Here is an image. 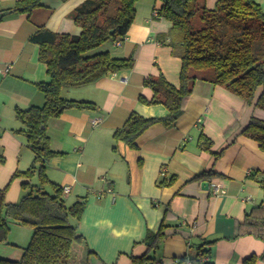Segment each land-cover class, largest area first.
<instances>
[{"label":"crops","instance_id":"obj_1","mask_svg":"<svg viewBox=\"0 0 264 264\" xmlns=\"http://www.w3.org/2000/svg\"><path fill=\"white\" fill-rule=\"evenodd\" d=\"M16 1L0 0V12L13 8ZM84 1L41 0L30 14L12 11L0 18V157L4 158L0 189H6L8 203L20 200L26 179L14 176L29 169L35 157L26 136L18 131L25 125L16 110L43 106L45 95L37 84L49 78L40 47L30 36L39 26L80 35L82 27L71 13ZM217 1L206 0V4L215 8ZM257 1L264 9V0ZM160 6V0H139L126 37L105 49L117 57L134 53L133 68L63 88L65 98L91 101L96 109H69L49 121L51 146L64 154L50 159L47 175L60 187L71 186L64 198L72 204L87 201L76 221L86 243L84 264L87 250L95 252L91 258L97 264H134V258L138 264H174L189 252L187 234L195 242L215 240L214 264H245L247 258L264 254L263 239L236 236L239 222L264 203V151L256 140L242 134L252 117L264 120V109L256 106L263 86L249 104L225 86L199 79L175 125H152L138 138L137 149L113 137L132 112L144 117L169 113L163 104L140 101L141 95L153 96L144 85L146 77L162 72L173 84H180L181 59L170 46L173 23L158 14ZM95 119L99 122L94 124ZM202 134L213 141L219 157L200 148ZM205 170L222 175L194 179ZM164 176H176V181L161 187ZM204 182L210 183L209 188ZM213 183L225 192L214 194ZM166 208L170 209L166 223L179 232L148 252L147 233L158 231ZM145 255L149 259L143 262Z\"/></svg>","mask_w":264,"mask_h":264},{"label":"trees","instance_id":"obj_2","mask_svg":"<svg viewBox=\"0 0 264 264\" xmlns=\"http://www.w3.org/2000/svg\"><path fill=\"white\" fill-rule=\"evenodd\" d=\"M139 0H85L71 17L82 27L80 35L59 33L39 26L30 41L39 45L40 60L47 65L48 80L37 84L45 95L43 106L17 109L16 116L25 128L23 133L35 157L31 167L18 171L14 178L24 177L19 201L8 203L6 189H0V243H8L11 233L9 219L33 229L26 245L12 243L21 249L20 259L0 256V264H82L85 256V238L77 231L79 220L86 207V199L68 206L63 188L51 181L47 165L52 157L63 155L51 146L48 123L69 109H96L91 101L74 100L62 95L64 87L81 86L97 81L110 73L133 68L135 54L117 57L100 47L108 41L123 40L136 16ZM158 14L172 21L170 46L172 53L181 59L180 84L175 85L161 72L159 76L146 77L144 85L153 90L152 98L140 96L148 104H163L169 113L163 117H144L132 112L113 137L137 149L138 138L156 123L175 125L183 115L188 97L196 82L210 81L225 86L252 103L257 89L264 88V9L257 0H218L209 8L206 0H160ZM41 5V0H17L13 11L30 14ZM113 31V32H112ZM264 109V90L256 102ZM242 134L256 140L264 151V120L252 117ZM202 150L215 154L213 141L202 134ZM4 158L0 157V163ZM222 174L205 170L195 180H210ZM38 176V183L33 178ZM176 176H164L159 186H170ZM50 187L52 191L47 190ZM264 187V180H263ZM170 209L166 208L164 220L158 231H149L145 243L148 252L155 250L170 235L179 232L166 223ZM238 233L252 234L264 240V203L252 208L238 224ZM189 252L181 258L191 264H214L215 240L195 242L187 234ZM87 250L86 264H97ZM148 256L141 261L148 260ZM264 260V254L253 255L245 264ZM140 262V261H139ZM134 258V264L139 263Z\"/></svg>","mask_w":264,"mask_h":264},{"label":"rangeland","instance_id":"obj_3","mask_svg":"<svg viewBox=\"0 0 264 264\" xmlns=\"http://www.w3.org/2000/svg\"><path fill=\"white\" fill-rule=\"evenodd\" d=\"M113 41H108L104 43L100 49H110L112 48ZM113 48V52L115 51ZM38 183V176H35L33 178V184ZM47 190L52 191L50 187L47 188ZM67 205H71L72 201L70 199H65ZM9 223L11 226V233L8 237V243H0V256L5 258H11V259H20L22 255V251L20 248L13 246L12 243L18 244V245H26L29 242V239L32 236L33 229L29 226L21 225L17 223L16 221L9 219ZM85 260V259H84ZM84 260L82 264H84Z\"/></svg>","mask_w":264,"mask_h":264},{"label":"built area","instance_id":"obj_4","mask_svg":"<svg viewBox=\"0 0 264 264\" xmlns=\"http://www.w3.org/2000/svg\"><path fill=\"white\" fill-rule=\"evenodd\" d=\"M155 13H157V12H155ZM117 44H120V41H117ZM9 70H10V66L5 68V72H8ZM93 122H94V124L98 123L99 119H95ZM62 188H63V192L65 194H68L70 192V190H71V186H69V185H65ZM212 191H213L214 194H217V195L225 192V190L218 183H213L212 184ZM149 264H159V263L157 261H152ZM174 264H191V263H190V261L183 262L180 258H176L174 260Z\"/></svg>","mask_w":264,"mask_h":264},{"label":"water","instance_id":"obj_5","mask_svg":"<svg viewBox=\"0 0 264 264\" xmlns=\"http://www.w3.org/2000/svg\"><path fill=\"white\" fill-rule=\"evenodd\" d=\"M12 11H13L12 9H8V10H4V11L0 12V18H2L4 15L9 14V13L12 12ZM112 32H113V31H112ZM203 185H204V187L209 188L210 183H209V182H204Z\"/></svg>","mask_w":264,"mask_h":264}]
</instances>
